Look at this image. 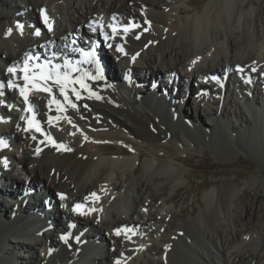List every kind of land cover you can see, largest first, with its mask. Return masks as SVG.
<instances>
[{
    "label": "bare ground",
    "instance_id": "6f19581e",
    "mask_svg": "<svg viewBox=\"0 0 264 264\" xmlns=\"http://www.w3.org/2000/svg\"><path fill=\"white\" fill-rule=\"evenodd\" d=\"M13 1L19 2L21 7ZM182 1L184 0H0V62L7 68L16 67L15 75L0 69V77L13 80L19 85L24 84L23 71L18 70L24 66L26 54L34 48L35 51L46 54L43 48H49L50 43H45L47 39L58 42L62 37L63 41L67 42L65 40H69L73 34L85 32L87 30L85 25L90 24L96 29L97 37L105 31L106 34L111 35L106 23L128 26V20L131 18L139 22V27L130 31L132 33L125 35L119 30V34L112 39L115 43L119 42L127 53L121 55L124 59L117 64L120 65L118 69L115 67L112 70L111 63H114L113 60L121 53L114 52L113 58H110L99 47H94L105 76L102 80L109 82L110 85L105 84L101 79L84 78V82L101 99L89 98L88 93L81 90V99L76 100L72 97L77 108L66 106V111L58 113L55 104L51 105L49 110L50 97L47 93L33 91L29 94V100L34 105V111L25 112V104L18 90L8 89L7 94L16 100L18 109L14 108L13 114L6 113L9 121H6V116L0 118V134H6V130H9L10 135L17 139L16 151L20 159L14 164L10 156L11 172H5V175L13 176L12 185L18 184L29 191H31L30 187L35 185L40 187L42 194L39 200L25 202L24 206L14 209L16 201L11 203V196L6 200V197L0 193V264H32L29 256L33 251V244L38 245L36 243L40 239H34L32 235H27L26 231L20 232L25 228L21 220L22 212H27L26 219L31 216L32 222L36 223L39 219L35 220L32 215L40 216L41 213L33 214L32 210L47 205L48 198L51 199L54 208H58L56 223L58 222L59 232L57 228L43 237L41 245L44 247L40 250L42 264H55V262L116 264L117 260L120 264H264V250L257 249L258 238L255 240L251 234L254 231L253 226L249 222L244 223L242 216H236V211L240 215L241 207L244 205L240 197L233 199L235 187L229 184L214 187L206 192L202 197L201 212L193 216V219H189L190 221H187L183 227H176L175 215H169L166 225L156 226L158 227L155 232L156 237L162 245L147 246V242L152 240L153 236L150 229L156 223H164V219L161 218L162 210L165 211L167 208L165 204L167 199L164 195L167 186L164 183L171 182L173 187H178L182 183L184 174L178 166L162 160L156 163L142 161L141 164V157L149 153L155 160L160 154L170 152L174 159L178 160L184 156L185 162H189V157L179 153L189 150L192 144L198 145L201 140L199 137L206 146H212L216 150L222 148V145L225 149L233 150V146L228 142V136L224 133H228L229 129L232 132L236 131L234 123L222 124L216 116V110L210 109L209 114L215 115L212 120L214 127L209 131L205 128L201 129L204 124L199 109L203 108V105L198 109H191L190 105H183L187 99L179 102L183 106L175 101L166 103L155 93L165 90L169 96L174 94L176 89L173 99L178 98V91L182 93L183 98L188 93H195L191 83L199 79L196 90L202 89L209 94L216 93L219 99H223L222 117L226 114L227 105L230 103L238 109L233 115L239 117L245 126L251 128V131H255L257 124L259 129L262 128L260 117L264 116V107L257 111L258 115L250 113L252 120L239 108L240 103H249L252 108L256 104L260 106L255 102L254 97L264 99V80L259 82L253 71V69L257 70L258 74L264 71V61L258 60V56L264 54V41L256 43L254 41L255 45L250 49V53L247 52L250 43L249 29L246 28V23L241 21L242 12H238L236 8L238 0H211L196 11H187L184 17L181 16L185 13L181 9L183 4L179 3ZM172 3L175 4L174 7H171ZM40 9H45L52 21L54 36L44 31L39 36H34L30 30L25 29L22 35H18L15 33L16 26L11 25L13 21L11 24L8 21L2 28L4 20L10 17L14 20L13 16L20 10L31 17H41ZM233 11H236L234 16H232ZM114 15L115 20L112 19ZM263 16H258L255 21L256 32L264 33ZM61 18L69 27L61 26ZM231 18L233 21L229 22ZM146 28L147 31L144 30ZM9 29H11V37L7 39L5 32ZM37 29L41 31L42 27L38 25ZM137 35L139 39L136 38ZM95 39L97 38L94 37ZM11 42H15V45ZM222 43L225 45V50L220 45ZM60 45L59 43L58 47ZM136 53H139V56L133 62L131 56ZM52 58L56 61V56ZM38 60L35 63H38ZM193 61L196 63L193 64ZM58 64L61 65L62 62L59 61ZM237 66L243 71L238 72ZM218 71L221 72V78L226 75L227 79L231 78L230 82L238 88L239 96L236 94L235 99L232 94L230 95L228 84L223 78H220L222 81H217L216 91L210 88V85L214 87V84L204 76L216 74ZM198 73L202 76H198ZM116 75L121 76L116 78ZM124 76L126 80L130 78L128 84L122 83ZM162 78H166V81L160 88L158 83ZM180 80H183L185 87L187 82L185 90L182 89ZM246 80L251 82L246 83ZM154 82L157 83L153 85ZM55 95L58 100L63 101L58 91ZM197 98L203 96L196 93ZM203 104L206 105L205 102ZM216 104L218 105V101ZM84 105L88 107L85 108ZM229 113L226 119L230 118ZM49 116L61 118L58 121L53 120L50 125ZM32 117L39 121L44 133L49 134L57 144H63L71 151H58L34 128L25 131L28 128L27 121ZM33 136L36 139H32ZM240 136L237 138L241 139ZM215 137L222 141V143L219 141L218 147ZM258 137L261 139L259 135H253L250 142H261ZM262 142L264 144V139ZM254 145L250 144V148L257 147ZM141 146H144L143 149H140ZM37 148L40 149L39 155ZM8 149L11 151V148ZM204 158L206 159V156ZM12 166L16 169L19 166L22 170L20 172L25 171L28 177L22 178L21 182L18 181L19 177ZM92 193H95L98 199L93 197ZM61 194L65 199L60 198ZM17 202L21 203L22 200ZM79 203H84L83 212L87 213L89 209H97V211L84 215L79 213L83 218H77L78 224H76L74 221L77 214L71 211L73 206ZM160 204L162 207L159 206ZM232 205L237 219L233 221L232 229L225 233L221 222L227 217L229 206ZM148 206L160 207V211L147 210ZM22 207L24 210L21 209ZM7 210L10 217L6 216ZM13 211L16 212L17 217L11 220ZM49 213L47 212L43 217H47L49 224L54 227L55 217H50ZM179 215L181 216V212ZM216 215L220 217L215 225ZM110 217L113 218V223H109ZM64 220L66 222L62 224ZM69 222L75 224L73 229L68 226ZM18 226L21 230L16 229ZM117 228L131 231H123L117 236L114 233ZM208 228L210 231L207 230ZM174 229L175 231H171ZM67 230H69V239L64 242L59 236ZM80 230L83 234L81 239L97 236L100 242L98 247H93L97 245L93 243L81 247L79 244L81 240L77 239ZM104 232L109 234L107 239L102 235ZM132 233L136 236L133 237ZM52 236L57 237L58 240L54 238V241L59 243L60 248H56L52 243ZM201 238H205L208 244H204L205 246L199 249L196 245ZM5 241L7 244L4 243ZM30 241L33 244L30 245ZM100 244L105 246V251L99 249ZM91 247L95 251L106 253H93V260L88 263H85L86 260L80 262ZM78 249L80 251L77 252ZM49 253L52 254V258ZM123 253L125 255H121ZM146 254H150V257L145 258ZM151 254L157 258H153Z\"/></svg>",
    "mask_w": 264,
    "mask_h": 264
},
{
    "label": "rangeland",
    "instance_id": "374dc122",
    "mask_svg": "<svg viewBox=\"0 0 264 264\" xmlns=\"http://www.w3.org/2000/svg\"><path fill=\"white\" fill-rule=\"evenodd\" d=\"M209 1L211 0H184L182 2H179L183 4L181 5L182 11H185V13L181 16L182 17L186 16L187 11H196L198 10V8L199 9L202 8ZM13 3L21 7V4L19 2L13 1ZM237 3L238 4L236 5V8H238L239 10L238 12H242L240 13L241 21H244L246 25L248 26V27L246 26V28L249 29L248 37H250L249 38L250 43L247 46L248 48L247 52L249 51L248 53H250V49L253 48V46L255 45L257 41L259 42L264 41L263 39L264 33L262 31L256 32L254 28L255 21L258 19V16L260 17L264 15V13H262L264 11V0H240V1L238 0ZM240 3H243V4L240 5ZM174 6L175 4L172 3L171 7H174ZM134 9H135V12L139 14V11H137L136 8ZM251 9L253 11H249ZM235 13L236 11L234 12L232 16H234ZM178 17L180 16L178 15ZM232 18L230 19L231 21L229 20V22L233 21ZM262 19H263L262 23H264V16L262 17ZM11 20H12L11 18H8L4 20L3 24L5 23L7 24L8 21H11ZM62 24H63V27L64 26L69 27L68 23L66 25V22L64 20H62ZM262 27L264 28V24L262 25ZM223 43L220 45L222 46V49L225 50L224 49L225 43L224 44ZM103 52L104 54H106L105 49L103 50ZM263 56L264 54L261 53L260 56H258V60L261 59L264 61ZM0 69H5V66L1 62H0ZM150 70L155 71V69H152V68H150ZM94 73H96V71H94ZM117 76L120 77L121 75H116V78ZM258 78L259 80H264V75L262 74L261 77L258 75ZM230 79L228 80V83H227L228 88H231L232 86H234L230 82ZM239 79H242V78H239ZM199 82H200L199 79H197V80L192 81L191 84L196 85ZM104 83L107 85H110L109 82H104ZM185 84L187 87V82ZM198 86L199 84H197V87ZM258 86L262 87V85H258ZM159 87L160 88L163 87L162 83H160ZM215 87L216 86L214 87L212 86L213 89H215ZM182 89L184 90V88ZM236 94H238L239 96L238 88L235 87L232 95L236 96ZM189 95L190 93L186 95L187 101H185L183 105L187 106L188 104L190 105L191 109H198L200 108L201 105H203V108L199 109L200 118H202L203 124H204V127L201 129L205 128L206 131L211 130L212 127H214V122H212V120L215 118V115L209 114L210 112L208 110L209 109L214 110L216 108L217 101L216 100L208 101L205 105L203 104V102H199V99L198 98L196 99L194 95L190 97ZM174 100H176V103H178V102L184 101V98H182V94H179L178 98ZM254 100L255 102H258V104H261L264 102V99L256 98V97H254ZM215 110L218 111L217 108ZM235 111L237 112L238 109L235 108V106H233L232 104H228L226 108V114H225L226 116L225 115L223 117L221 116V109H219L218 113L216 114V116L219 117V121L222 122V124L229 123L231 125V123H234L236 125V131L232 132L229 129L230 131L228 130V133L227 132L224 133L226 136H228V140H229L228 142H230L231 145L233 146L232 147L233 150L225 149L223 148V145H222V148H218L219 150H216L212 146H209V145L206 146V143H204L202 138L199 137V135L196 133L199 139H201L199 140L198 145L192 144L189 147V150H184L183 152L179 153V154H184L185 156L189 157L190 159L189 162H185L184 156L180 157L178 160L174 159L173 154H170V152L165 153V154L164 153L160 154L157 157L158 159L156 158L155 160L152 158V156L149 153H145L141 157L140 162L141 164H143V162L156 163L160 160L164 162H170V163H173L175 166H178L183 171V174H184L182 183L178 187L176 186L173 187L171 185L172 184L171 182L164 183L167 186L164 195L167 199L165 204L168 209L166 208L165 211L162 210L163 215H161V218L164 219L163 221L164 223H160L158 225H166V220L168 219V216L171 214H174L175 215L174 220L177 222L176 227H183L187 223V221H190L191 219H193V216H196V214L198 215L199 212H201L200 206H202L201 205L202 197L205 195L206 192H208L210 189L214 187L218 188V186L229 184L235 187V193H234L233 199H235L236 197H240L241 202L244 205L243 207H241L242 210L240 212V215H239V212L236 211V216H239V217L242 216V220L244 223L249 222L253 226L254 231L251 234L253 238H255V240L258 238L257 242L259 244L256 243V245L258 246L257 249L259 250L261 248L260 250L263 251L264 250V144L262 140L264 139V130L262 128L259 129V125H257L255 128V131H251V128H249L247 125L245 126V124H243V122L240 121L239 117H235L233 115V112ZM228 112H230L229 113L230 118L226 119ZM239 123L241 124V126H239ZM238 133H241V134L238 135ZM255 134L261 137V139L258 137V139L261 140V142L253 141L252 143L255 144L257 147H255L254 145L255 148L252 149L250 148V144H252L250 141H252L251 137H253V135ZM238 136H240L241 139L237 138ZM218 139L216 138V141H215L216 146L218 145L219 141L222 143V141ZM118 145H121V144H118ZM141 147L140 149H143L144 146H141ZM11 150L14 156L17 159H19L18 157L19 154L16 152V148L13 146ZM205 156H206V159L204 158ZM131 168L132 167H129V169ZM26 175L27 174H24L23 172L19 173L18 176L20 178V181H21V178H26L28 176ZM19 178H18V181H19ZM21 200L23 201L25 199L22 198ZM159 206L162 207V204H160ZM160 207L157 208V207L148 206L147 210H151V211L156 210L157 212ZM33 210L32 212H34ZM228 210L229 211H228L227 217L225 218L224 221L221 222L223 223L222 226H224L223 228L225 230V233H227L229 229H232L233 221L237 219L235 216L233 205L229 206ZM7 211L8 212L6 213V216L10 217L9 210ZM180 212H181V216L179 215ZM219 217L220 215L214 216L215 225L217 224ZM111 219L112 218L110 217L109 222H111ZM175 229L171 231H175ZM207 230L210 231V228H208ZM159 233H161V230L159 231ZM102 235L103 236L105 235L106 239L109 237V234L105 232ZM54 238L58 240L56 236H52V243L56 245V248H60L61 246L59 245V243H57L56 240H55L56 242L54 241ZM203 239L201 238L200 239L201 242L199 241V243L196 245L199 249L203 248V246H205L204 244L206 243L208 244L206 239L205 238ZM4 243L7 244L6 241ZM151 244H155L156 246L162 245V243H160L157 240L156 233L153 234L152 240L147 242V246H151ZM101 245L102 244H100V246ZM209 246L212 247V245L210 244ZM257 246H254V247H257ZM101 248L103 249V247ZM40 250L41 249H36L37 252L34 254V256H33V251L30 253L29 257L31 258L32 264H40V263L42 264V261H40L42 260L41 255H40L41 253ZM103 251H105V247ZM98 253H102V252L99 251ZM105 253L106 252H103L102 254H105ZM145 256H146L145 258H148L150 257V254H146ZM151 256L153 258H157L153 254H151ZM21 261H24V260H21Z\"/></svg>",
    "mask_w": 264,
    "mask_h": 264
},
{
    "label": "snow or ice",
    "instance_id": "6c2138e0",
    "mask_svg": "<svg viewBox=\"0 0 264 264\" xmlns=\"http://www.w3.org/2000/svg\"><path fill=\"white\" fill-rule=\"evenodd\" d=\"M40 15L42 18V22L47 27L48 31H53V23L49 19V17L46 14L45 9H40ZM113 20L116 19L115 15L112 17ZM145 23H150L149 21H145ZM89 27H92V24L89 25ZM101 27V31L103 32V28ZM109 27L111 28V35L104 34L105 41H109L111 39H115V37L119 34V30H122V32L127 35L131 30L138 28L139 25L137 24H130L128 26H117L110 24ZM16 28L18 30L23 31L24 25L20 22L16 23ZM96 29L93 28V31ZM147 31L148 29H144ZM11 33V29H9V34ZM35 35L39 36L40 31L36 30ZM137 39H139V35L136 36ZM109 47H112L111 44L108 45ZM147 46V45H146ZM115 50L123 55H127V53L124 51V48L120 44L115 45ZM83 56L88 58L87 62L94 63L96 66V73L95 75L84 73L82 76H74V72H78L79 68L78 66H71L70 62L68 60L64 61L63 65H52L51 62H47L44 64L35 63L34 61L38 58H34L32 56H29L26 54V58L24 60V67L22 69L23 76L22 79L24 81L23 85H19L15 83L13 80L8 81V87L13 90H18L19 95L23 98L24 104H25V112H31L34 111V105L30 103L29 100V94L33 91L35 92H45L49 95L50 99L48 101L49 110H51V105H56L57 112H64L67 110L66 106H70L73 109L77 108V104L73 102L72 97H75L76 100L81 99V90L88 93V97L92 98L95 97V99L99 100L101 97L97 95L95 92H93L87 83L84 82V77L87 76L91 80H100L103 79V72L100 68L99 61L95 58V52H89V53H82ZM139 56V53H136L135 55L131 56V60L134 62ZM79 63V62H78ZM193 64L196 63V61L192 62ZM8 73H11L13 75L16 74V67L10 66L7 69ZM237 71L242 72L243 69L240 68V66H237ZM255 71V69H253ZM213 79H216L213 77ZM246 83H250V80H246ZM54 89L59 92V95L63 97V101H60L57 99ZM85 108H87V105H84ZM61 117L56 116L52 117L49 116L48 123L51 125L53 120H59ZM21 119H25V117H21ZM28 128L25 129L27 131L29 128H34L35 131L40 132L41 135L45 137V140L53 145L58 151H71V149L67 148L63 144H57L56 141L47 133H44L43 130L40 128L39 121H36L34 117L29 118L28 121ZM32 139H36L35 136L32 137ZM87 139V137H85ZM43 143V141H41ZM8 145L5 143L4 140L0 139V148H6ZM40 149L37 148V155H39ZM4 166L7 167V160L3 161ZM93 197H96L95 193H92ZM61 199H65L63 194H61ZM98 199V197H96ZM87 199V198H86ZM83 208V205L81 204H75L72 208L73 212H79L81 215L84 214H91L93 211H97V209H89L87 213L81 211ZM69 227H73V225H69ZM123 231H131V230H125L121 228H117L114 230L115 235L119 236ZM60 239L64 242H67L68 236L67 235H61ZM247 239V237H246ZM116 264H120V261L117 260Z\"/></svg>",
    "mask_w": 264,
    "mask_h": 264
}]
</instances>
